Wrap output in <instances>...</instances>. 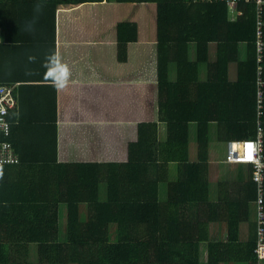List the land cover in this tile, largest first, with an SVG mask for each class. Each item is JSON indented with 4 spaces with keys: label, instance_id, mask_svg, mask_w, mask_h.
I'll return each mask as SVG.
<instances>
[{
    "label": "crops",
    "instance_id": "obj_1",
    "mask_svg": "<svg viewBox=\"0 0 264 264\" xmlns=\"http://www.w3.org/2000/svg\"><path fill=\"white\" fill-rule=\"evenodd\" d=\"M159 5L158 0H104L61 7L57 14L56 79L46 81L49 88L44 89L37 87L36 82L17 78L6 82L13 86L17 101L11 112L17 117L11 120L10 141L21 145L32 142L43 149L57 140L61 164H128L130 145L137 143L142 125H158L159 139L165 142L170 137L168 126L171 123L185 125V130L176 131L174 138H185L189 146L179 148L175 144V148H163L160 153L165 158L162 163L170 164L171 181L180 174V164L185 159L190 163L207 161L210 168L213 190L207 193V198L203 190L208 187L203 185L201 202L195 198L191 182L186 183L185 190L186 216L190 221L186 235L192 237L201 233L204 237L197 251L200 263L213 264L217 256L218 264H258L255 250L259 240V185L255 182L252 165L227 161L231 143L257 138L256 45L254 43L253 48L249 44L250 48L248 43L236 46L235 42L232 48H227L224 40L207 39V44L198 50L196 43L189 42L186 57L195 67L192 64L180 70L177 64H172L166 71L168 78H164L160 57L164 49H172V44L160 45ZM243 13L244 10L241 14L231 10L230 20L237 21ZM248 15L249 20L256 19L255 5L249 7ZM72 28L76 32L75 39L69 36ZM31 39L25 35V40ZM124 43L128 44V56L127 61L122 62L119 49ZM168 56L172 60L169 51ZM253 57L255 72L240 67V63L246 65ZM226 60L231 65L226 66ZM243 78H247L245 88ZM180 79L185 83L186 93L181 91L176 96ZM162 85L170 94V103L167 99L165 108L161 101ZM197 111H200L199 118ZM199 139L204 143L201 149L198 148ZM158 165L157 162V170ZM22 183L24 190L18 194L17 182L0 181V264H39L35 242L22 240L19 244L17 239L2 240L3 235L16 237L33 232H18L15 224L3 227L2 221L14 219L17 208H23L26 200L53 205L68 194L71 185L61 187V182H56L60 185L58 188V184L51 182ZM219 184L234 193L233 197L221 202V207ZM169 186V181L160 185L162 203L168 201ZM107 192L108 188L102 187L103 202ZM63 205L61 208L65 211ZM230 218L244 219L233 241L227 222ZM46 232L47 229L41 230V233ZM255 239L252 252L250 243ZM212 242L222 244L213 250Z\"/></svg>",
    "mask_w": 264,
    "mask_h": 264
},
{
    "label": "trees",
    "instance_id": "obj_2",
    "mask_svg": "<svg viewBox=\"0 0 264 264\" xmlns=\"http://www.w3.org/2000/svg\"><path fill=\"white\" fill-rule=\"evenodd\" d=\"M95 1L104 0H0V84L17 78L36 82L35 85L40 89L49 88L46 81L55 80L57 76L59 9ZM158 2L160 45L172 44V49H164L160 57L159 64L164 78H168L166 71L172 64H177L180 70L191 67L192 64L195 67V63L188 61L186 57L189 42L196 43L198 50L207 44V39L224 40L227 48H232L235 42L236 46L248 43L250 48L249 44L254 48L256 23L255 20H249L250 6L245 0H242L239 7L245 13L237 21L230 20L231 9L225 0ZM262 18L264 20V6ZM24 33L32 39L25 40ZM127 45H120L119 59L122 62L127 61ZM168 51L172 53V60L170 56L167 57ZM32 53L33 57L30 58ZM254 59L251 58L246 65L240 63V67L251 68L255 72ZM229 65L231 62L226 60V66ZM25 70L28 72H22ZM254 77L252 73V78ZM182 80L185 78L182 77ZM182 80L178 83L176 96L181 91L182 94L186 93ZM245 80L247 78L242 80L243 88ZM165 88L166 86H161L164 108L165 101L170 96ZM166 102L170 103L169 99ZM55 109L57 110L56 105ZM196 116L199 118L200 111H197ZM12 117H17L16 113L13 112L10 116L14 120ZM168 127L170 137L165 142L159 139L158 125H142L139 129L141 140L130 145L128 164H61L57 140L54 145L43 149L32 142L21 145L13 140L21 163L0 169V181L17 182L18 194L23 192L22 182L25 181L61 182V187L71 185L67 190L68 194L57 199L51 206L40 205L39 200L34 199L23 201V208L16 210L17 216L11 221H2V226L15 224L18 232L29 231L33 234L16 237L3 235V242L9 239H17L19 244L22 240L35 242L39 264H201L197 251L204 237L201 233L192 237L186 235L190 221L186 216L185 190L186 183L191 182L195 187V198L201 202L200 188L203 185L208 187V190H203L207 198V193L211 194L213 190L210 188V168L207 161L190 163L189 159H185L180 164V174L171 181L170 164L162 163L165 158L160 151L163 148H175V144L179 148H184L185 145L187 148L189 144L185 138H174L176 131L185 130V125L171 123ZM203 144L199 139L198 148L204 147ZM165 181L170 182L168 201L162 203L160 185ZM56 186L59 188L60 185ZM222 186L225 185L219 184L217 188L219 207L223 200L234 196L229 187ZM102 187L108 188L105 202L101 198ZM47 207L50 208L48 212ZM243 221L244 219L234 218L227 221L232 241L240 232ZM44 229L47 232L41 233ZM34 230H38V233H34ZM219 244L222 243L212 242L211 247L214 250ZM255 245L256 239L250 243L252 252ZM216 259L217 256L213 259V264H218Z\"/></svg>",
    "mask_w": 264,
    "mask_h": 264
},
{
    "label": "built area",
    "instance_id": "obj_3",
    "mask_svg": "<svg viewBox=\"0 0 264 264\" xmlns=\"http://www.w3.org/2000/svg\"><path fill=\"white\" fill-rule=\"evenodd\" d=\"M232 11L239 10L242 0H225ZM249 6L255 5L257 15L255 19V45L257 54V138L255 140H245L231 143L227 161L230 163H248L253 166V176L259 185L258 200V245L256 255L258 264H264V20L262 18V7L264 0H245ZM17 101L12 85L0 84V169L19 165L20 157L10 141L12 121L11 112L16 108Z\"/></svg>",
    "mask_w": 264,
    "mask_h": 264
},
{
    "label": "rangeland",
    "instance_id": "obj_4",
    "mask_svg": "<svg viewBox=\"0 0 264 264\" xmlns=\"http://www.w3.org/2000/svg\"><path fill=\"white\" fill-rule=\"evenodd\" d=\"M66 32H68V29H67ZM75 33H76L75 29L72 28V31L69 33V36H70L71 39H75ZM139 140H141V137L138 136L136 142H139Z\"/></svg>",
    "mask_w": 264,
    "mask_h": 264
},
{
    "label": "clouds",
    "instance_id": "obj_5",
    "mask_svg": "<svg viewBox=\"0 0 264 264\" xmlns=\"http://www.w3.org/2000/svg\"><path fill=\"white\" fill-rule=\"evenodd\" d=\"M20 163H21V160H20ZM241 164H244V163H241ZM248 164V163H247ZM20 165V164H19ZM14 166H17V165H14ZM9 167H12V166H9Z\"/></svg>",
    "mask_w": 264,
    "mask_h": 264
}]
</instances>
